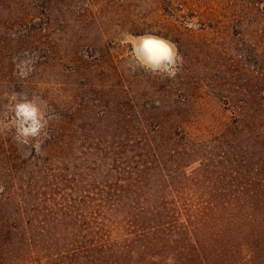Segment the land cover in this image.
I'll list each match as a JSON object with an SVG mask.
<instances>
[{
	"label": "rangeland",
	"instance_id": "374dc122",
	"mask_svg": "<svg viewBox=\"0 0 264 264\" xmlns=\"http://www.w3.org/2000/svg\"><path fill=\"white\" fill-rule=\"evenodd\" d=\"M261 4L0 0V111L53 115L40 154L0 133V264H264ZM125 30L176 43L175 79L125 68Z\"/></svg>",
	"mask_w": 264,
	"mask_h": 264
},
{
	"label": "clouds",
	"instance_id": "9594fccd",
	"mask_svg": "<svg viewBox=\"0 0 264 264\" xmlns=\"http://www.w3.org/2000/svg\"><path fill=\"white\" fill-rule=\"evenodd\" d=\"M260 6L264 7V4ZM184 26L198 31L199 19L193 16L184 22ZM117 42L122 47L131 45L124 66L133 72L143 70L153 76L175 79L182 70L183 55L178 50V45L170 38L152 33L133 35L125 30L121 31ZM24 55L27 58L20 59L16 64L21 78L34 71V60L27 52ZM5 99L8 103L4 105L3 111H0V133L11 132L14 129L15 134L12 138L15 143L28 146L29 154L33 148L40 154L42 143L49 138L47 132L49 120L53 119V115L48 113L47 102L36 95L29 99L27 93L23 92L5 94Z\"/></svg>",
	"mask_w": 264,
	"mask_h": 264
},
{
	"label": "trees",
	"instance_id": "16d2710c",
	"mask_svg": "<svg viewBox=\"0 0 264 264\" xmlns=\"http://www.w3.org/2000/svg\"><path fill=\"white\" fill-rule=\"evenodd\" d=\"M148 219L150 218V217H147ZM189 229V228H188ZM189 231H190V229H189Z\"/></svg>",
	"mask_w": 264,
	"mask_h": 264
}]
</instances>
